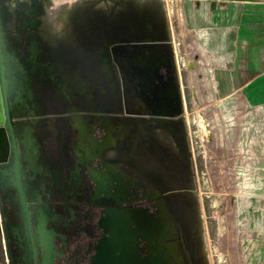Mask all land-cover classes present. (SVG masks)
<instances>
[{
	"label": "rangeland",
	"instance_id": "374dc122",
	"mask_svg": "<svg viewBox=\"0 0 264 264\" xmlns=\"http://www.w3.org/2000/svg\"><path fill=\"white\" fill-rule=\"evenodd\" d=\"M209 1L0 0L30 211L0 72V264H45V233L52 264H94L105 211L122 207L166 213L169 237L140 235L142 259L165 249L174 264H264V69L246 86L234 72L218 80L237 57L235 30L256 33L244 54L264 55V0L239 30L224 11L241 0ZM154 52L161 80L138 69ZM109 169L118 178L98 194L93 171Z\"/></svg>",
	"mask_w": 264,
	"mask_h": 264
},
{
	"label": "bare ground",
	"instance_id": "6f19581e",
	"mask_svg": "<svg viewBox=\"0 0 264 264\" xmlns=\"http://www.w3.org/2000/svg\"><path fill=\"white\" fill-rule=\"evenodd\" d=\"M163 63L164 61L159 54L154 52L151 55L142 56L138 69L161 80L162 77L158 71ZM153 96V103L157 104L161 97L158 88L153 92ZM107 141H109V137H107ZM105 145L106 143L93 146L87 150L84 157L87 159L94 158L98 153H101ZM81 155L83 154L81 153ZM93 176L98 181V194L108 192L111 181L118 178L117 173L111 169L104 174L101 170H94ZM123 190L122 186H117L119 195L124 193ZM105 213L106 216L102 221L104 237L101 238L98 244L94 264H174L172 253L167 252L165 249L164 251L157 249V254L151 249L149 256L145 259H142L138 253L137 241L140 235L147 238L157 235L156 237L159 241L157 246L161 245L169 237L170 233L167 228L169 222L167 220L164 221L166 219L164 211L161 212L160 217L152 216L151 212L146 208L133 207L109 208ZM163 221L166 225H163ZM43 248L46 251L45 253H47L44 263L52 264L54 249L51 236L47 233L43 235Z\"/></svg>",
	"mask_w": 264,
	"mask_h": 264
},
{
	"label": "crops",
	"instance_id": "0c3cea01",
	"mask_svg": "<svg viewBox=\"0 0 264 264\" xmlns=\"http://www.w3.org/2000/svg\"><path fill=\"white\" fill-rule=\"evenodd\" d=\"M209 2H210L209 0H196V3L198 5H201V4L202 5H204V4L208 5V4H210ZM250 5L254 6V5H252L251 0H241L235 4L233 3L230 6V8L228 7V10L224 11L225 15L229 14V16L233 15V16L238 17V25L236 26V28L238 30L241 27L240 24L244 21L245 22L247 21L248 17L246 16V13H247V10L250 9ZM235 32L238 33L239 43H240V45H238L239 44L238 42H234L237 57H236L235 61L228 62L226 64V67L224 68L225 73L218 76L220 86L228 83V77H231V79H233L232 78L233 72L236 74L235 79L238 80V83L242 86H246V85L250 84L253 79H255L251 76L252 73H250V72H257L259 70L264 69V55L261 56L262 49L257 48L255 50L256 51L255 57H249L247 54H244V52L249 49L250 44L255 43L251 40L256 38V36H254L256 33L254 34L253 31H247V30H241V31L235 30ZM231 33H232V31H231ZM263 54H264V51H263ZM254 75H256V74H254Z\"/></svg>",
	"mask_w": 264,
	"mask_h": 264
},
{
	"label": "water",
	"instance_id": "95a60500",
	"mask_svg": "<svg viewBox=\"0 0 264 264\" xmlns=\"http://www.w3.org/2000/svg\"><path fill=\"white\" fill-rule=\"evenodd\" d=\"M0 72H1V84H2V89H3V93H4V106H5V113L4 116L8 119V125L10 126L11 130H12V135L14 138V142H15V148H16V152H17V158H18V165H19V183H20V191H21V195H22V199L26 205V209H27V213L29 215L30 218V211L28 209V203L25 197V191H24V186H23V181H22V175H21V162H20V157H19V151H18V145H17V140H16V134H15V130H14V123L10 114V110H9V105H8V100H7V95H6V90H5V76H4V64H3V60H2V53H1V48H0ZM30 227H32L31 223H30Z\"/></svg>",
	"mask_w": 264,
	"mask_h": 264
},
{
	"label": "flooded vegetation",
	"instance_id": "af4514ba",
	"mask_svg": "<svg viewBox=\"0 0 264 264\" xmlns=\"http://www.w3.org/2000/svg\"><path fill=\"white\" fill-rule=\"evenodd\" d=\"M160 91V90H159ZM153 98H154V96H153Z\"/></svg>",
	"mask_w": 264,
	"mask_h": 264
}]
</instances>
